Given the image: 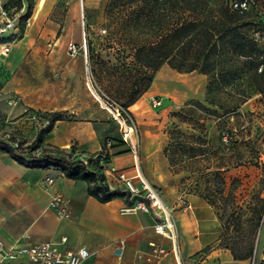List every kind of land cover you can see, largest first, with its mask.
I'll return each instance as SVG.
<instances>
[{"label": "crops", "instance_id": "1", "mask_svg": "<svg viewBox=\"0 0 264 264\" xmlns=\"http://www.w3.org/2000/svg\"><path fill=\"white\" fill-rule=\"evenodd\" d=\"M58 1L32 0L29 15L21 21L23 24L29 20L23 38L0 58L1 139L13 147L19 141L21 146H27L37 135L34 123L43 124L47 115L59 113L60 118L43 135L41 146L58 148L86 161L101 152L102 156L111 154L108 136L113 132L108 126L115 121L85 82L88 52L86 56L79 52L74 58L67 53L69 42L79 49L81 30L70 21L56 20ZM3 2L11 8L10 0ZM21 3L23 16L29 5L27 0ZM169 69L164 64L160 67L152 82L155 87L167 82ZM10 97L16 99L15 104H7ZM144 109L147 107L141 100L128 107L141 135L137 156L123 151L126 146L121 145L117 149L124 153L112 155L104 168L121 170L129 177H135L137 171L150 183L155 167L151 163L160 159L161 144L148 136ZM49 178L53 180L51 184L46 182ZM134 181L137 183V179ZM159 184L163 186L161 199L174 225V242L156 232L162 222L156 211L125 212L129 201L121 197L100 203L88 194L87 181L69 179L56 168L25 167L0 150V241L6 248L47 241L59 243L64 252L83 247L89 256L81 264H131L136 251H150V243L167 253L160 264H241L243 260H234L229 251L218 245L219 223L204 198L181 195L164 175ZM54 196L65 202L63 216L49 207ZM182 200L189 203V209L181 204ZM120 240L125 246L118 258L114 250Z\"/></svg>", "mask_w": 264, "mask_h": 264}, {"label": "rangeland", "instance_id": "2", "mask_svg": "<svg viewBox=\"0 0 264 264\" xmlns=\"http://www.w3.org/2000/svg\"><path fill=\"white\" fill-rule=\"evenodd\" d=\"M27 1L32 8V0ZM107 1L60 0L56 7L58 22L78 25L80 42L82 31L85 33L89 58L85 82L91 81L90 89L92 86L98 93L96 101L107 98L127 111V124L133 127L137 140L141 138L138 123L128 107L143 101L148 136L161 144L160 159L151 163L154 173L148 181L161 193L163 186L159 183L164 175L181 195L204 198L219 223L218 245L231 255H243L251 249V258L241 264H264V92H252L243 98L247 79L234 75L231 85L208 94V74L198 69L179 73L164 64L170 68L167 82L157 87L152 83L159 68L149 87L128 105L133 87L139 83L132 40L140 33L116 29L104 15ZM229 2L232 8L237 3L243 9L239 17L247 25L242 30L247 29L257 49L264 52V0ZM9 6L19 10L21 0H10ZM142 33L141 39H153L148 30ZM149 96L160 99L161 105L152 107ZM46 125V121L34 123L33 130L38 133ZM108 128L113 132L108 140L117 142L120 148L119 124L112 122ZM123 149L127 152V147ZM105 155L103 164L108 167L111 156Z\"/></svg>", "mask_w": 264, "mask_h": 264}, {"label": "trees", "instance_id": "3", "mask_svg": "<svg viewBox=\"0 0 264 264\" xmlns=\"http://www.w3.org/2000/svg\"><path fill=\"white\" fill-rule=\"evenodd\" d=\"M231 5L229 0H108L104 8L105 18L116 29L140 33L139 38L132 40L133 59L139 66V83L134 85L128 105L149 87L155 72L163 64L179 73L198 69L208 74V94L211 90L231 85L234 75L247 79L241 93L243 98L252 92H264V52L257 49L249 31L242 30L247 25L239 17L243 9ZM29 13L28 6L20 21ZM144 29L153 39L140 38ZM254 77L259 79L258 82H254ZM60 116L59 113L47 115V125L31 144L22 147L17 143L13 147L0 139V150L9 153L25 167L56 168L69 179L87 181L88 194L100 203L116 197L127 198L125 191L111 189L105 182L103 163L106 155L99 154L83 161L64 150L41 146L43 135ZM117 145L109 141L111 154L108 155L119 154ZM119 145L124 143L121 141ZM251 256V249L243 255L232 253L234 260Z\"/></svg>", "mask_w": 264, "mask_h": 264}, {"label": "built area", "instance_id": "4", "mask_svg": "<svg viewBox=\"0 0 264 264\" xmlns=\"http://www.w3.org/2000/svg\"><path fill=\"white\" fill-rule=\"evenodd\" d=\"M238 7V4H234V8ZM20 12L21 9L15 10L14 8H9L3 0H0V58L10 53L12 47L23 38L24 30L29 25L28 19L24 20L23 24L21 23ZM82 36L79 49L75 43H68L67 53L70 57H76L79 52L86 56L88 48L84 32H82ZM89 83H91V81H88V86ZM91 89L90 92L92 96L98 100V93L92 86ZM150 100L153 107H158L162 103L160 99H155L153 97H151ZM6 102L9 105H13L16 103V99L10 97ZM99 104L110 114L112 119L119 124L122 132V142L132 155L136 157L138 140L137 137L134 136L133 127L127 124L130 118L129 113L107 98L100 99ZM103 174L105 182L111 189L118 188L127 193L128 197L126 199H128L129 205L124 209L125 212L148 213L152 210L156 211L157 216L162 220V222L156 226V232L168 238L171 242H174V225L170 221V211L163 203L160 193L153 185L141 177L137 171L135 177H129L121 170L104 168ZM134 179H137V183ZM46 182L51 184L53 180L49 178ZM181 204L186 209L190 208L189 203L184 200L181 201ZM49 207L52 208L58 216H63L65 214V202L60 196L52 197L49 202ZM59 245V243L47 241L35 245H20L18 247L6 248L0 241V264H81L89 256V252L86 248L81 247L76 251L64 252L60 250ZM124 246V240H120L114 250L116 257H122ZM149 247L150 251H136L131 264H160L162 258L167 254L166 251L154 243H150Z\"/></svg>", "mask_w": 264, "mask_h": 264}]
</instances>
